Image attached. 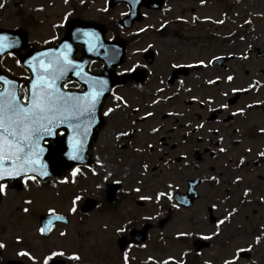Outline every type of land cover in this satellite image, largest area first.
Listing matches in <instances>:
<instances>
[{"label":"flooded vegetation","instance_id":"af4514ba","mask_svg":"<svg viewBox=\"0 0 264 264\" xmlns=\"http://www.w3.org/2000/svg\"><path fill=\"white\" fill-rule=\"evenodd\" d=\"M113 1L104 0L105 9L100 15L101 18L94 20L95 17L91 16L95 15L97 0H0L2 5L0 7V37L5 38V42L11 45L0 49V91L18 90L19 97H24L40 74L34 70L38 67L39 57L36 55L38 52L57 48L69 36L70 27L78 23L87 22L102 26L106 41L124 44L127 50L125 63L131 51L141 57L140 65L134 69L125 71L121 68L123 65L117 69L119 78L126 80L121 82L116 90L129 84H136L143 89L146 86L156 88L155 94L167 95L165 102H177L183 95L189 97H187L189 100L185 102L189 112L190 129L186 131L179 145L176 144L175 147L170 148L173 152L185 148L184 155L164 161L165 168L170 169L173 164H186L190 168L214 169L219 165L228 172L233 171L236 179L235 188L241 200L229 217L237 216L244 209L252 208L251 232L254 243L257 246L264 243V155H261L264 153V131H261L264 129V29L261 35L252 34L256 27L253 25L254 22L242 25L240 10L236 6L226 8L224 22L218 21L211 24L207 19L197 17L193 8L195 3L203 5L205 3L203 0H187L189 1V18L183 17L187 15L183 9H180L178 18H171L173 11L170 6L175 0H156V4L163 1L164 8L161 11L142 9L144 20L141 23H135L128 30L121 25V22L130 13L129 5L120 3L111 10L110 5ZM10 7L14 9L13 14L6 13ZM56 9L61 12L59 22L46 21L43 17L45 11H48L47 15L51 16L52 11ZM119 9H124L125 13L117 19L114 14ZM151 13H163L164 17H169L171 25L175 28L170 35L187 44V47L193 49L206 46L202 49V60H192L194 55L190 54V61L187 64H178L175 61L170 70L159 75L158 71H155L159 56L153 47L149 46L142 50L132 49L144 40L142 34L144 31L137 32L136 28L145 23ZM52 18L55 17L52 16ZM164 30L163 27L160 32ZM2 32L6 33L2 35ZM250 37L253 39L251 40ZM246 39L250 41L245 43ZM23 40L24 44H22ZM67 46V48L64 46L63 50L56 55L60 57L62 54H67L76 65L83 59L84 50L73 42H69ZM211 46L216 50L209 58L207 53ZM16 52L21 55L32 54L29 57L30 71L22 66ZM89 71L93 75L101 74L103 64L94 59L90 63ZM229 77L232 79L229 80ZM193 79L200 84L197 85ZM9 81L11 83H8ZM64 89L82 91L76 82H69ZM210 93L213 97H210ZM168 116L171 115H166L163 120L168 119ZM105 125L106 118L100 133ZM59 127L60 125L56 129ZM157 132L155 131L153 136H156L154 134ZM171 132L172 130H169L168 133ZM58 135L62 136L63 132L60 131ZM98 141L99 138L97 143ZM179 158L182 159L180 163L177 161ZM85 171L87 170L78 168V171L77 169L74 171L76 174L70 175L67 179L77 184ZM143 171L148 172L149 168L144 166ZM131 173L132 170L129 169L127 176ZM137 175H140L139 171ZM195 181H199L197 188L199 189L206 183L214 185L217 178H191L187 181L186 191L182 193L188 192L190 182ZM175 192L172 196L173 200H175ZM246 192L247 195H245ZM134 193L139 191L135 189ZM200 199L199 193L198 201ZM96 202V208L92 212L83 214L80 207L72 212L81 219L76 226L72 225L73 220L70 215H67L69 224L55 226L48 237H44L41 227H38L40 243L47 246L53 240L61 241L60 244L56 242L60 245L56 250H52L45 256H39L31 248L15 249V254L7 258L4 255V251L8 250L5 244L4 249L0 248V264H8L10 261L17 264H44L45 259L50 257L52 252L64 253L63 257L55 258V261L62 264H160L157 255L160 254L162 242V230L159 228L163 215L162 208L151 220H140L137 210L134 215L123 219V228L117 233L118 237H124L125 243L128 244L125 251H121L118 241L115 246L112 243L111 247H102L98 244L90 248L78 247L76 239L81 241L82 237L75 236L74 231L81 229V224L85 223L82 219L90 217L88 214H95L98 220L108 217L116 221L120 218V203L127 209L145 206L136 195L129 191L121 192L120 185L116 192L113 194L107 192L105 197ZM215 210L214 206L208 207L209 220L211 225L217 227V235L221 236L230 221L223 217L217 219L214 215ZM147 223L151 224L152 228L143 242L142 235L135 232ZM94 230V237L98 238V233H107L108 227L98 224ZM196 239L207 241L211 246L214 242V238L196 237L194 240ZM69 242L73 243L72 249L66 246ZM21 252H27L30 256H21L19 255ZM73 256H79V259H72ZM52 262V259H48V264Z\"/></svg>","mask_w":264,"mask_h":264},{"label":"rangeland","instance_id":"374dc122","mask_svg":"<svg viewBox=\"0 0 264 264\" xmlns=\"http://www.w3.org/2000/svg\"><path fill=\"white\" fill-rule=\"evenodd\" d=\"M203 1V5L193 4L197 17L205 18L211 24L224 22L226 8L236 6L240 10L242 25L254 22L256 27L252 34L261 35L264 29V0ZM188 3L187 0H175L170 6L173 11L171 18H178L180 9L187 12L183 17L189 18ZM104 9V0H97L95 15L91 17L99 20ZM13 12L11 7L6 11L9 14ZM48 13L45 11L43 16L46 21L59 22V9L53 10L51 16H48ZM123 13L124 9H119L114 17L118 19ZM163 27L165 30L160 32ZM174 29L169 17H164L163 13L149 14L145 23L136 28L137 32L144 31V40L132 49L153 47L159 56L155 68L159 75L170 70L175 61L178 64H187L190 54L194 55L192 60H202V49L206 48L187 47V44L170 35ZM249 41L246 39L245 43ZM215 50L212 46L209 48V52H206L209 58ZM127 58V62L121 67L123 70L129 71L140 65L141 57L135 52L131 51ZM210 76L212 77V73ZM193 82L200 84L196 79H193ZM155 90L156 88L146 86L143 89L136 84H129L112 94L103 110L106 125L95 145L94 167L84 172L77 184L73 185V180L67 179L65 182L53 181L47 186H40L37 182L28 180L20 189L6 187L0 203V242L8 247V250L4 251L5 257H12L15 249L31 248L39 256L56 250L60 246L56 244H60L59 239L49 242L47 246L39 242L40 216L48 212L70 215L72 225L76 226L81 219L72 214L73 209L81 207L88 199L99 202L112 184L120 183L121 192L129 191L136 195L145 206L127 209L120 203V218L116 221L108 217L98 220L95 214H88L90 217L82 219L85 223L81 224V229L74 231L75 236L82 237L81 241L76 239L78 247L90 248L97 244L111 247L112 243L115 246L119 239L117 232L123 228L125 217L134 215L137 210L140 220H151L162 208V212L170 217V222L161 231V251L157 255L160 264L184 261L185 254L192 247L193 239L187 238L185 245L181 238L188 235L214 238L211 248L201 252L198 255L199 262L195 264H264V243L255 245L251 232L253 209L247 208L237 216L229 217L241 200L235 188L233 171L228 172L219 165L214 169L190 168L186 164H173L170 169L165 168L164 161L184 155L185 148L179 149L178 152H173L170 148L179 145L186 131L190 129L189 112L185 102L189 97L183 95L177 102H165L167 95L155 94ZM210 97H213L211 93ZM166 115L171 116L163 120ZM145 118L148 119L143 121ZM169 130H172L170 134ZM153 131H158L154 134L156 136H153ZM144 166L149 168L148 172L143 171ZM129 169L132 173L127 176ZM137 171L140 172L139 176ZM194 177L217 178V182L214 185L206 183L198 189L201 199L191 209L180 208L173 200V193L185 192L187 181ZM135 189L139 193H134ZM161 193L166 195L162 196ZM210 206L216 208L214 215L217 219L223 217L230 221L221 236L217 235V227L210 223ZM98 224L107 226L108 230L107 233H98V238H95L94 227ZM66 246L72 249L73 243L69 242Z\"/></svg>","mask_w":264,"mask_h":264},{"label":"snow or ice","instance_id":"6c2138e0","mask_svg":"<svg viewBox=\"0 0 264 264\" xmlns=\"http://www.w3.org/2000/svg\"><path fill=\"white\" fill-rule=\"evenodd\" d=\"M10 46L5 42V38L0 37V49ZM40 56L46 57L47 54L41 53ZM68 66L75 67L67 54H62L54 61L38 58V67L34 70L40 74L24 97L17 96L15 91H0V196L5 194L7 187L2 181L16 176L25 177L26 182L35 181L36 176L29 173L37 172L38 168L41 174L47 175L42 171L44 166L40 162V154L45 150L41 147L40 141L44 136L57 134L55 129L61 124L72 127L76 133L77 138L72 142L71 158H81L78 153L82 149L84 138L88 135V125L84 123V118L93 115L103 89L97 90L100 82L93 79L86 81L93 91L85 96L62 93L57 81L68 70ZM231 79L229 77V80ZM75 174L73 172V175ZM41 232H44V229H41ZM3 247L5 245L0 243V248ZM19 255L30 256L27 252H21ZM63 256V252H52L44 264H48V259H52L55 264V258ZM72 259L78 260L79 256H73Z\"/></svg>","mask_w":264,"mask_h":264},{"label":"water","instance_id":"95a60500","mask_svg":"<svg viewBox=\"0 0 264 264\" xmlns=\"http://www.w3.org/2000/svg\"><path fill=\"white\" fill-rule=\"evenodd\" d=\"M120 0H115L111 4V9L119 2ZM126 2L131 6V15L129 16V20L127 23H123V25L127 28H131L135 21H142L143 16L140 14V10L142 7H146L148 9L160 10L163 6V2H160L158 5L156 4V0H126ZM90 35L94 36L92 38V50L98 48L100 51L104 48V30L103 28L93 25V24H84L78 23L76 27H72L70 29L69 37L67 40L69 42H76L77 45L81 46L83 50H85V59L81 62L82 68L80 70L77 69L73 74H70L69 67L68 70L64 73L62 77L63 80L60 81V91L64 94L74 95V96H85L87 93L93 91V89L88 87L86 83L87 80H96L100 83L97 85V90L100 88L103 89L102 94L100 96V100L96 105L95 111L91 117L86 116L84 118V123L88 125V135L84 138L83 146L81 151L78 153L79 159H72L71 154L73 153L72 142L76 139V133L73 131L72 127H59L55 130L57 134L52 136H44V141L41 142V146L45 149L40 154V162L43 164V172H46L47 175L41 174V170L38 168L37 172L29 173V175L36 176L37 180L43 184L47 185L53 179L63 180L67 174L72 172L77 166H90L92 164L91 154L93 152L94 144L97 140L99 130L101 129L103 123L101 112L105 101L110 96L112 90L121 82L119 78L116 77L115 71L118 66H120L124 62L125 58V46L120 43H112L108 44L110 49L112 50L109 56L104 57L103 55L97 54L95 55L90 48L84 47L86 41L88 44L90 43ZM106 44V43H105ZM63 45V44H62ZM61 45V46H62ZM56 48V50H60ZM53 51V50H52ZM52 51H42L37 56H40L41 53L50 54ZM20 54V53H19ZM32 54L21 55L20 60L24 68L29 69V57ZM152 57V54H151ZM97 59L104 63L105 70L102 76H92L88 72L89 65L92 60ZM50 60H54V58L50 57ZM78 82L83 88L84 91L81 93H73V92H64L63 86L67 84L69 81ZM60 131L64 132V136L59 137L58 133ZM180 161V160H179ZM23 176H16L14 178L7 179L2 181V183H7L13 188H21ZM199 181L191 182V188L186 196H181L180 194H176L175 199L178 201L180 205H183L185 208H190L193 203L198 199L197 193L195 192V188L198 186ZM116 187L112 188L110 192L113 194L116 191ZM110 193V194H111ZM1 200V198H0ZM96 202L87 201L85 207L82 209V212L87 213L94 209ZM58 217L62 219H58ZM66 221L64 217L57 216L54 214H48L41 218L40 222L42 228L44 229V235L49 236L53 227L57 223H63ZM168 219L162 220L160 223V227L163 229L167 224ZM152 228L151 225H147L142 232V240L146 239L147 232ZM121 250H125L127 247V243H125V239L119 242ZM196 252H200L205 248L209 247V244L196 241L194 243ZM9 264H16L14 262H10ZM53 264V263H52ZM55 264H62V262H56Z\"/></svg>","mask_w":264,"mask_h":264},{"label":"trees","instance_id":"16d2710c","mask_svg":"<svg viewBox=\"0 0 264 264\" xmlns=\"http://www.w3.org/2000/svg\"><path fill=\"white\" fill-rule=\"evenodd\" d=\"M187 259L189 260L188 262H186L185 264H193V263H191L192 261H195V260H197L195 257H193V255H191V254H189L188 256H187ZM195 259V260H194Z\"/></svg>","mask_w":264,"mask_h":264}]
</instances>
